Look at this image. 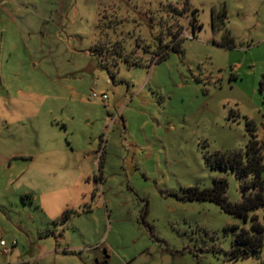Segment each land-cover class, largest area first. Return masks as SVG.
<instances>
[{
  "label": "rangeland",
  "instance_id": "rangeland-1",
  "mask_svg": "<svg viewBox=\"0 0 264 264\" xmlns=\"http://www.w3.org/2000/svg\"><path fill=\"white\" fill-rule=\"evenodd\" d=\"M188 3L0 0V264L264 258V245L231 256L263 207L244 219L185 196L224 177L242 200L236 173L208 155L244 151L252 132L264 141V0ZM223 5L233 46L211 26ZM178 29L181 50L150 63ZM131 51L144 62L128 64Z\"/></svg>",
  "mask_w": 264,
  "mask_h": 264
},
{
  "label": "trees",
  "instance_id": "trees-1",
  "mask_svg": "<svg viewBox=\"0 0 264 264\" xmlns=\"http://www.w3.org/2000/svg\"><path fill=\"white\" fill-rule=\"evenodd\" d=\"M189 6L188 0H185V7ZM197 9H192L191 26L193 31L202 28V24L197 21ZM227 10L223 5L220 9L212 8L211 26L214 30L223 31V39L220 42L224 46H233L234 38L226 27ZM180 32L178 29L171 42L162 45L151 57L150 63L161 60L166 55L167 48L181 50ZM162 48H165L161 50ZM146 51V48H144ZM132 57H126L130 65H139L144 61L137 56L135 51H131ZM117 59V58H116ZM116 59L114 62H117ZM247 124L250 130L256 128L253 120L248 119ZM208 161L212 167L233 170L239 178L242 190V200L233 202L226 195L228 181L224 177L213 179L211 186L199 187L192 186L186 189V197L189 199H209L221 205L226 211L238 215L244 219L249 217L251 209L263 207L264 209V141L252 132L251 137L246 144L244 151L236 152H216L208 155ZM70 210H65L59 219H66ZM238 227V226H237ZM264 245V221H261L258 214L252 215L250 227H238L234 234L231 256L243 257L261 250ZM257 264H264V258Z\"/></svg>",
  "mask_w": 264,
  "mask_h": 264
},
{
  "label": "built area",
  "instance_id": "built-area-1",
  "mask_svg": "<svg viewBox=\"0 0 264 264\" xmlns=\"http://www.w3.org/2000/svg\"><path fill=\"white\" fill-rule=\"evenodd\" d=\"M92 95L94 97H101L104 100L108 98V95L106 93H103V94L99 95L97 92H93ZM0 247L3 249L2 251L4 253H7L11 249V247L8 245V242L5 239H3V238L0 239Z\"/></svg>",
  "mask_w": 264,
  "mask_h": 264
}]
</instances>
